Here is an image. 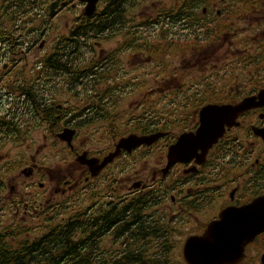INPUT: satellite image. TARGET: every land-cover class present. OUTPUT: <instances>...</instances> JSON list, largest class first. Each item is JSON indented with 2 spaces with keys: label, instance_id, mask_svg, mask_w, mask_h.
<instances>
[{
  "label": "flooded vegetation",
  "instance_id": "1",
  "mask_svg": "<svg viewBox=\"0 0 264 264\" xmlns=\"http://www.w3.org/2000/svg\"><path fill=\"white\" fill-rule=\"evenodd\" d=\"M91 1L0 0V235L33 238L69 197L97 188L112 198H90L87 213L138 196L145 224L158 229L117 240L107 232L103 253L138 237L150 259L187 264V238L252 204L261 230L224 264H261L264 97L225 127L201 163L166 165L170 144L196 130L204 105L264 95V0ZM126 33L137 38L111 39ZM126 95L139 98L126 104ZM168 95L185 97L174 104ZM131 134L159 136L119 148L93 175Z\"/></svg>",
  "mask_w": 264,
  "mask_h": 264
},
{
  "label": "trees",
  "instance_id": "2",
  "mask_svg": "<svg viewBox=\"0 0 264 264\" xmlns=\"http://www.w3.org/2000/svg\"><path fill=\"white\" fill-rule=\"evenodd\" d=\"M109 5L122 8L123 2ZM145 220L138 196H133L129 205L101 204L93 213H87L82 205L66 207L40 226L33 238L22 231L17 235L4 229L0 235V264H161L162 257L150 259L138 252V237H130V243L121 244L120 251L102 252L105 245L101 238L107 232L117 240L127 232L158 231L156 223L149 221L146 225Z\"/></svg>",
  "mask_w": 264,
  "mask_h": 264
},
{
  "label": "water",
  "instance_id": "3",
  "mask_svg": "<svg viewBox=\"0 0 264 264\" xmlns=\"http://www.w3.org/2000/svg\"><path fill=\"white\" fill-rule=\"evenodd\" d=\"M96 0H92V6ZM55 3L50 5V9ZM264 95L245 97L233 104H206L199 112V125L194 132H184L178 136L175 142L170 144L167 152V167L175 162H188L195 158L201 163L209 148H211L225 131V127H230L236 122L237 116L255 104L256 98ZM159 134L138 136L131 134L122 138L117 149L108 154L98 165L95 175L106 163L118 154L119 148H126L130 151L140 144H151ZM252 205V204H251ZM251 205L239 210H225L220 213V220L208 225L201 236H192L184 241L183 257L187 264H224L231 257L241 254L244 246L251 242L255 235L261 230L262 222L250 216ZM231 211V212H229ZM243 211V212H242ZM229 212L228 218L225 213ZM246 215L247 218H244ZM242 216V217H241ZM242 219L243 225L231 230L227 235L225 231L228 227L235 226ZM252 220V221H251ZM217 223V224H215ZM214 224V228L211 225ZM222 229V230H221ZM230 248V249H229ZM236 249V250H234ZM227 259V260H226ZM264 261L262 255L261 264Z\"/></svg>",
  "mask_w": 264,
  "mask_h": 264
},
{
  "label": "rangeland",
  "instance_id": "4",
  "mask_svg": "<svg viewBox=\"0 0 264 264\" xmlns=\"http://www.w3.org/2000/svg\"><path fill=\"white\" fill-rule=\"evenodd\" d=\"M172 1H174V0H161L160 1L161 2L160 5L161 6L163 5V7H164V6L168 5ZM139 2H141V0H138L137 1V3H139ZM152 2H154V0H145L144 3L148 4V6L151 8L152 7V5H151ZM133 7L135 8V6H132V8ZM139 8L140 9H143L144 7L142 5L140 7H137L136 11H134V16L136 18L139 17V15H140L141 12H146V11L140 10ZM135 34H134L133 37L132 36H128L127 33H126V35L122 34L120 36L119 35H114L113 37H111V39H128V40H130L132 38H137V34H136V36H135ZM179 64H181V63L178 61V65ZM183 67H184V65H183ZM188 67H191V65H189ZM139 76H143V73H140ZM179 77H181V74H180ZM184 97H185L184 95H174V96L168 95V96H166V98H167L166 101H168L169 103L179 104V103H181L183 101V98ZM138 98H139L138 96L126 95V104H128L129 102L133 101L134 99H138ZM169 98H171V99L169 100ZM154 151H155L156 154L159 153V151L157 149L156 150L154 149ZM58 160H59L58 158L53 157V158H51L49 160V162H56ZM60 162L61 163H65L64 160H60ZM71 163L72 162L70 160L67 161V164H70L71 165ZM77 165H78V163H77ZM88 166L91 167L90 163L88 164ZM93 166H96V165L93 164ZM119 193L122 194L121 192H119ZM90 195L92 197L94 196L93 199H95L96 197H97L96 199L112 198V197H105V196H107V193L106 192H101L100 189L91 188V190L88 192V194L86 195V197H82V196H85L83 194H77V195H73V196L69 197L67 199V205H66V207L69 208V209H71L72 206L73 207H77L79 205H85V204L88 205L89 200H90ZM7 208L8 207L5 208V210L3 211V214H7ZM5 216H3L2 218L5 219V220H7L5 218ZM9 216H11V212H8V217ZM5 222H7V221H5Z\"/></svg>",
  "mask_w": 264,
  "mask_h": 264
},
{
  "label": "bare ground",
  "instance_id": "5",
  "mask_svg": "<svg viewBox=\"0 0 264 264\" xmlns=\"http://www.w3.org/2000/svg\"><path fill=\"white\" fill-rule=\"evenodd\" d=\"M225 215H226V214H225ZM226 218H228V215H226ZM215 224H217V223H215ZM240 225L242 226L243 224H242V223H238V224L235 225V226L228 227V228L226 229V231H225V234L227 235L229 232H231V230L236 229V227L238 228ZM213 226H214V224L211 225V228L216 229V228H214ZM221 230H222V229H221ZM262 264H264V261H263Z\"/></svg>",
  "mask_w": 264,
  "mask_h": 264
}]
</instances>
